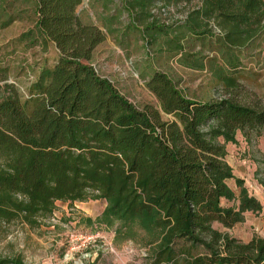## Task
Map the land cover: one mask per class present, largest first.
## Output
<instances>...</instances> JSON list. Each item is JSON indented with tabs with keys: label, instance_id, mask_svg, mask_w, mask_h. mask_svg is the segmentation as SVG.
I'll use <instances>...</instances> for the list:
<instances>
[{
	"label": "trees",
	"instance_id": "obj_1",
	"mask_svg": "<svg viewBox=\"0 0 264 264\" xmlns=\"http://www.w3.org/2000/svg\"><path fill=\"white\" fill-rule=\"evenodd\" d=\"M83 1L0 0V30L23 14L34 18L1 58L21 49L20 61L33 74L22 86L0 66V232L17 221L41 226L59 201L104 199L99 222L120 223V233L144 232L149 264H264V237L243 241L214 227L231 229L246 213L264 211L239 179L237 197L226 160V144L238 132L264 139V106L234 95L242 63L237 50L264 33V0H199L185 20L172 23L163 11L191 0H112L114 12L102 26L81 18ZM121 12L129 22L119 39L113 23ZM132 30L148 49L195 69L205 64L189 45L213 42L227 55L216 75L228 97L190 98L168 73L154 70L144 77L161 110L139 108L92 63L108 35L123 45ZM52 47L54 65L31 64L33 48ZM162 112L172 119L163 120ZM0 264L25 263L15 257Z\"/></svg>",
	"mask_w": 264,
	"mask_h": 264
},
{
	"label": "rangeland",
	"instance_id": "obj_2",
	"mask_svg": "<svg viewBox=\"0 0 264 264\" xmlns=\"http://www.w3.org/2000/svg\"><path fill=\"white\" fill-rule=\"evenodd\" d=\"M111 1L84 0L78 8V14L84 21L102 26L103 19L109 18L114 8ZM198 4L199 0L181 1L163 11L162 17L170 23L183 21ZM119 18L113 26L120 30L117 34L121 39L129 18L122 12ZM33 20L26 13L9 28L0 30V61H4L0 62V66L8 68L10 81L22 86L30 83L29 72L33 74L27 64L23 65L20 61L26 58L22 50L18 51L17 57L1 58L3 48L32 25ZM213 29L219 34L215 27ZM115 38L116 34L107 36V40L98 47L92 63L139 108L153 106L161 110L158 99L147 88V79L144 77L154 70L168 73L190 98L208 101L228 97L216 75L219 66L227 63V55L217 50L213 42L202 44L197 40L189 45L191 52L196 55L194 59L205 64L204 69H195L181 65L178 56L160 54L155 47L148 49L143 37L134 30L124 39L123 45L117 43ZM237 51L242 63L237 73L240 86L235 90V98L245 104L264 106V33L250 46ZM28 57H32L31 64L44 62L52 66L58 53L54 47L48 48L46 53L33 48ZM162 118L166 121L172 119L163 112ZM236 138L235 143L226 144V160L235 176L228 184L238 197L241 189L236 180H241L249 193L264 203V187L260 183L264 180V139L253 135L247 140L240 132ZM234 204L223 202L225 207ZM106 207L104 199L73 204L59 201L53 218L44 220L39 227L31 228L19 221L14 222L0 232V258L20 257L25 264H149L150 248L145 233H120V223H100L99 218ZM245 216L243 223L231 229L218 223L214 227L243 241H249L254 236L264 237V211L262 215L248 212Z\"/></svg>",
	"mask_w": 264,
	"mask_h": 264
},
{
	"label": "crops",
	"instance_id": "obj_3",
	"mask_svg": "<svg viewBox=\"0 0 264 264\" xmlns=\"http://www.w3.org/2000/svg\"><path fill=\"white\" fill-rule=\"evenodd\" d=\"M26 29H27V28H26ZM26 29H24V30H23L21 33H19L17 36H19V35L22 34L24 31H26ZM17 36H16V37H17ZM16 37H15V38H16ZM97 49H98V48H97ZM75 203H77V202H75ZM71 204H72V203H71ZM262 204H263V206H264V203H262ZM56 205H57V204H56Z\"/></svg>",
	"mask_w": 264,
	"mask_h": 264
},
{
	"label": "built area",
	"instance_id": "obj_4",
	"mask_svg": "<svg viewBox=\"0 0 264 264\" xmlns=\"http://www.w3.org/2000/svg\"><path fill=\"white\" fill-rule=\"evenodd\" d=\"M130 64L132 65V62H130Z\"/></svg>",
	"mask_w": 264,
	"mask_h": 264
}]
</instances>
